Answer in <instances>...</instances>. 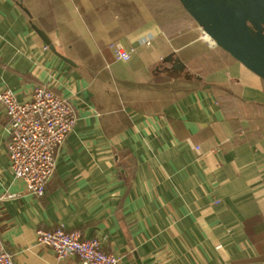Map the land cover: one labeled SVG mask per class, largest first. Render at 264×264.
Wrapping results in <instances>:
<instances>
[{"label":"crops","instance_id":"0c3cea01","mask_svg":"<svg viewBox=\"0 0 264 264\" xmlns=\"http://www.w3.org/2000/svg\"><path fill=\"white\" fill-rule=\"evenodd\" d=\"M25 3L79 66L0 0V88L28 100L49 86L78 120L37 196L12 171L0 104V235L17 264H83L38 243L40 227L80 229L120 264H264V78L218 47L190 60L188 79L157 75L172 51L210 42L182 0Z\"/></svg>","mask_w":264,"mask_h":264},{"label":"built area","instance_id":"2783aa9c","mask_svg":"<svg viewBox=\"0 0 264 264\" xmlns=\"http://www.w3.org/2000/svg\"><path fill=\"white\" fill-rule=\"evenodd\" d=\"M204 37L211 40L207 33ZM146 43H152V39ZM115 49L117 59L121 60L131 59L136 51L122 45ZM147 69L153 71L154 67ZM0 104L10 115L11 140L8 146L12 171L25 182L29 191L42 196L47 182L57 171V152L77 123L78 115L73 103L49 86L38 85L28 100L19 99L10 87L0 88ZM221 201V198L216 199L217 203ZM36 241L52 246L60 260L78 255L83 264L121 262L119 254L105 250L99 238L85 237L80 229L40 227ZM0 264H17L14 252L1 235Z\"/></svg>","mask_w":264,"mask_h":264},{"label":"water","instance_id":"95a60500","mask_svg":"<svg viewBox=\"0 0 264 264\" xmlns=\"http://www.w3.org/2000/svg\"><path fill=\"white\" fill-rule=\"evenodd\" d=\"M28 16L30 23L54 51L73 65L79 66L77 59L69 57L57 49L51 34L37 20L25 0H15ZM185 7L214 43L198 47L197 51L179 54L172 51L163 59L164 67L158 66L155 72L159 76L188 79L192 76L189 62L198 53L218 47L231 57L264 78V0H182ZM78 64V65H77ZM96 83L105 86L102 77L95 78ZM102 87V85H99ZM132 163L124 164L128 179L132 178Z\"/></svg>","mask_w":264,"mask_h":264},{"label":"bare ground","instance_id":"6f19581e","mask_svg":"<svg viewBox=\"0 0 264 264\" xmlns=\"http://www.w3.org/2000/svg\"><path fill=\"white\" fill-rule=\"evenodd\" d=\"M208 39V38H207ZM210 43H214L213 42V40L211 39L210 40V42H209V44ZM208 44V43H207ZM193 46V50L194 51H197L196 49L198 48V46H199V44L198 43H196V44H194V45H192ZM191 49V48H190ZM190 49H187V48H185L182 52H180L181 54H188V53H190L189 51H190ZM220 51H222L223 52V50L222 49H220V48H218ZM192 52V51H191ZM179 53V54H180Z\"/></svg>","mask_w":264,"mask_h":264},{"label":"rangeland","instance_id":"374dc122","mask_svg":"<svg viewBox=\"0 0 264 264\" xmlns=\"http://www.w3.org/2000/svg\"><path fill=\"white\" fill-rule=\"evenodd\" d=\"M196 43L200 44V46L205 45V44L203 43V41H202V42H201V41H197ZM196 43H194V44H196ZM194 44H192V45H194ZM202 44H203V45H202Z\"/></svg>","mask_w":264,"mask_h":264}]
</instances>
